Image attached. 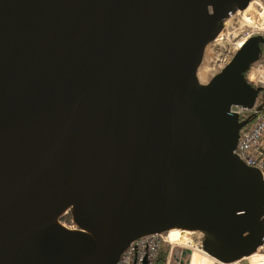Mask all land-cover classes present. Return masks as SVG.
Returning a JSON list of instances; mask_svg holds the SVG:
<instances>
[{
	"label": "water",
	"instance_id": "water-1",
	"mask_svg": "<svg viewBox=\"0 0 264 264\" xmlns=\"http://www.w3.org/2000/svg\"><path fill=\"white\" fill-rule=\"evenodd\" d=\"M248 3L0 0V264H115L172 226L218 262L255 252L264 179L233 153L249 119L229 107L253 104L243 74L264 37L196 79ZM66 202L95 238L49 221Z\"/></svg>",
	"mask_w": 264,
	"mask_h": 264
},
{
	"label": "built area",
	"instance_id": "built-area-1",
	"mask_svg": "<svg viewBox=\"0 0 264 264\" xmlns=\"http://www.w3.org/2000/svg\"><path fill=\"white\" fill-rule=\"evenodd\" d=\"M263 4L260 3L257 14L252 15L253 19L250 24H245L242 19L245 15L244 8L237 10L224 21L222 29L209 42L212 44V52L209 56L207 66L201 68V64L199 63L197 67L196 79L200 84L206 85L215 75L220 73L232 60L235 53L249 39L253 37H264ZM206 67L208 68V73L206 74L205 80L201 81L198 79L197 72L199 69ZM243 76L252 87H264V55L262 53H260L256 61L249 64ZM257 106L258 99L256 96L250 107L233 104L229 107V112L237 116L239 121L249 119L237 131V140L233 149L234 155L243 165L258 171L264 179V112H260ZM195 232L199 234L197 236L199 239L198 248L206 253L201 246L202 233L200 231ZM176 245L181 246L180 258L177 260V264H190L192 244L172 243L168 234L164 235L162 232L145 233L135 237L122 249L115 264H144V262L146 264H158L160 262L163 264H173ZM253 254H256V258L259 261L264 260V233L262 244L250 255L231 262L214 261L219 264H239ZM185 257H187L186 262L184 261ZM160 258L163 260L161 261Z\"/></svg>",
	"mask_w": 264,
	"mask_h": 264
},
{
	"label": "bare ground",
	"instance_id": "bare-ground-1",
	"mask_svg": "<svg viewBox=\"0 0 264 264\" xmlns=\"http://www.w3.org/2000/svg\"><path fill=\"white\" fill-rule=\"evenodd\" d=\"M259 3L255 2V1H251L248 3V5L244 8V11L246 13H248V15L246 16V14L243 16V21L245 24H249V22H252V19H253V16L257 14V10L259 9ZM253 15V16H251ZM255 22V20H254ZM202 73V72H201ZM208 73V68L206 67L205 69V77H206V74ZM200 72L198 70L197 72V76H198V79L203 81L200 77ZM69 208V205L68 203L66 202L63 209L55 216L51 217V219H49V221L53 224V225H56L58 227H61L69 232H80V233H87L89 234L92 238H95L93 233H91L90 231L88 230H85V229H81V230H78V229H72V228H68L64 225H62L61 223L58 222L57 218L64 214L66 212V210ZM162 233H167L168 234V237L170 239V241L172 243H177V244H184V243H189V244H192V250H191V255H190V259L192 257V255L194 253H199L200 255H204V256H207L208 258H210L214 263V259L211 258L210 256H208L206 253H204L200 248H198V244H199V239H198V233H196L195 231L193 230H190V229H187V228H179V227H176V226H172L170 227L168 230H165V231H162ZM251 257H254V259H256V254H253ZM254 263V262H253ZM256 264V263H254Z\"/></svg>",
	"mask_w": 264,
	"mask_h": 264
},
{
	"label": "rangeland",
	"instance_id": "rangeland-1",
	"mask_svg": "<svg viewBox=\"0 0 264 264\" xmlns=\"http://www.w3.org/2000/svg\"><path fill=\"white\" fill-rule=\"evenodd\" d=\"M251 1H255L257 3H262L263 4V0H251ZM259 3V4H260ZM264 5V4H263ZM244 13V12H243ZM246 15H248V13L245 12ZM244 15V14H243ZM252 16V15H251ZM255 20V19H254ZM252 23V22H249V24ZM255 23V22H254ZM212 44L208 43L206 45V48L204 49V52H203V55H202V59L200 61V64H201V68H203L204 66H207L208 64V59H209V56L211 55V52H212ZM205 69H199V72H200V77L201 79L204 81L205 80ZM202 72V73H201ZM70 210H71V206H69V208L66 210V212L62 215H66V220H61L60 217L57 218L58 222L61 223L62 225L68 227V228H72V229H78V230H81V228L75 223V221H72L73 217L72 215L69 216L68 213H70ZM164 235H167V233H164ZM180 250H181V246L179 245H176L175 246V251H174V257H173V264H177V260L180 258L179 255H180ZM178 257V258H177ZM187 257H185L184 261L186 262L187 260ZM255 261H259L257 258L254 259V257H248V258H245L243 260V262H240L239 264H253V262Z\"/></svg>",
	"mask_w": 264,
	"mask_h": 264
},
{
	"label": "trees",
	"instance_id": "trees-1",
	"mask_svg": "<svg viewBox=\"0 0 264 264\" xmlns=\"http://www.w3.org/2000/svg\"><path fill=\"white\" fill-rule=\"evenodd\" d=\"M260 48H261V53H262V55H264V42H262L261 44H260ZM257 99H258V109H259V111L260 112H264V87H259V88H257ZM69 214V213H68ZM60 219H62V220H66L65 218H64V215H62L61 217H60ZM160 260L162 261L163 259L162 258H160ZM263 262H264V260H263ZM158 264H163V263H158Z\"/></svg>",
	"mask_w": 264,
	"mask_h": 264
},
{
	"label": "crops",
	"instance_id": "crops-1",
	"mask_svg": "<svg viewBox=\"0 0 264 264\" xmlns=\"http://www.w3.org/2000/svg\"><path fill=\"white\" fill-rule=\"evenodd\" d=\"M257 263H263V261H255ZM190 264H214V262L207 256L194 253L190 259Z\"/></svg>",
	"mask_w": 264,
	"mask_h": 264
},
{
	"label": "flooded vegetation",
	"instance_id": "flooded-vegetation-1",
	"mask_svg": "<svg viewBox=\"0 0 264 264\" xmlns=\"http://www.w3.org/2000/svg\"><path fill=\"white\" fill-rule=\"evenodd\" d=\"M69 216H71L72 214H71V212L68 214ZM64 218H66V215L64 216ZM62 220V219H61ZM63 221V220H62ZM72 221H73V219H72ZM254 263H256V264H258L257 262H254ZM260 264H264V262L263 263H260Z\"/></svg>",
	"mask_w": 264,
	"mask_h": 264
}]
</instances>
